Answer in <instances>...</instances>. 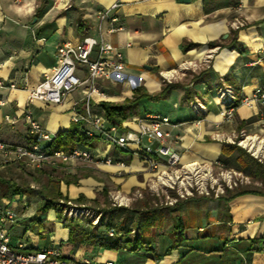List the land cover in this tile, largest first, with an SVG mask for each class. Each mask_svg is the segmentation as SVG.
Listing matches in <instances>:
<instances>
[{
  "label": "crops",
  "instance_id": "1",
  "mask_svg": "<svg viewBox=\"0 0 264 264\" xmlns=\"http://www.w3.org/2000/svg\"><path fill=\"white\" fill-rule=\"evenodd\" d=\"M115 1L120 3L114 11L118 19L112 23L116 29L105 32V38L122 52V75L127 78L115 84L101 80L100 88L107 94L103 100L120 102L140 85L156 93L163 84L159 76L165 71L173 72V83H178L177 79L187 72H193L192 77L202 72L198 80L190 81L192 94L184 99L190 104L187 111L182 110L171 119L168 113L159 111L170 120L163 126L167 133L163 138L165 145L180 153L184 162H226L233 155L237 159L239 154L237 150L223 153V144H231L230 140L240 132L264 139V129L256 124L261 108L258 103L240 104L233 118L224 120L216 96L217 89L223 86L232 87L238 97L250 96L256 88L264 90V0H0V79L17 86L0 88L4 101L0 117H15L13 122L1 119V141L27 144L22 117L26 108L52 132L77 126L70 117L74 109L81 110L83 87L69 93L61 104H50L41 100L28 102L24 85L32 86L51 71L57 61L58 44H76L84 35L94 34L96 11ZM237 21L242 25L235 27L233 23ZM104 26L108 28L110 23ZM197 102L201 108L195 105ZM92 109L99 112V102L95 100ZM150 112L156 111L135 110L123 122L128 129L135 130V119ZM152 141L153 146L160 143L158 139ZM95 155L126 161L129 166L125 173L129 175L124 184L128 189L141 186L153 175L137 155L121 154L114 146L109 152ZM98 166L115 180L123 179L116 175L115 166ZM0 169L10 174L15 186L24 181V169L42 170L18 162L2 163L1 157ZM34 184V180L29 184L31 191ZM254 184L244 188L252 191L229 190L219 197L184 199L167 208L175 213L174 226L146 225L139 229L136 243L124 242L134 238L131 233L112 238L118 244L114 248L90 243L87 237L69 239V229H64L57 217V206L44 212L36 209L35 203L41 200L39 193L0 186V206L16 214V221L7 225L12 247L22 242L29 249H56L63 257L94 263L109 260L113 264H264V251L260 250L264 246L260 241L264 235V179H257ZM68 189L74 194L85 192L82 186L69 185ZM177 218L180 227L175 226ZM79 229L93 235L105 233L82 227L75 234ZM127 244L139 247L133 249ZM171 244L176 245L172 248Z\"/></svg>",
  "mask_w": 264,
  "mask_h": 264
},
{
  "label": "built area",
  "instance_id": "2",
  "mask_svg": "<svg viewBox=\"0 0 264 264\" xmlns=\"http://www.w3.org/2000/svg\"><path fill=\"white\" fill-rule=\"evenodd\" d=\"M119 5L120 3L115 1L96 11L97 23L94 34L84 35L76 44L69 41L58 44L57 61L51 71L44 74L43 78L32 86L24 85L28 91V102L41 100L50 104H61L69 93L83 87L85 92L81 98V110L74 109L70 117L71 121L76 123L78 130L85 135L111 141L114 147L137 155L144 162L147 170L153 174L157 187L162 186L166 191H175L176 194L170 199V203L177 201L179 197L185 198L194 193L218 196L227 189L246 183L248 176L241 170L221 168L215 175L210 163H204L201 160L182 161L180 153L165 145L163 138L167 133L163 126L170 123L166 115L157 112L146 113L135 119L137 128L131 130L125 122L120 125L109 120L102 107L99 112L93 111L95 100L100 102L99 100L107 98V94L100 88L101 80H108L111 84H115L127 78L122 75L124 70L122 52L105 38V32L116 29L112 23L118 19L114 11ZM106 22L110 23L108 28L104 26ZM233 25L238 27L242 23L237 21ZM173 75V72L170 77L162 74L168 80ZM0 88L16 89L17 86L14 82L0 79ZM217 100L221 105L219 114L224 120L233 118L238 105L258 103L261 108L258 110L256 124L264 129V90L261 88H256L250 96L242 97H238L230 87L220 88ZM2 104L4 101L0 97V105ZM22 117L27 128V144L13 145L0 140L2 163L11 161L22 163L30 168H41L45 165L57 167L60 164L85 160L113 165L116 167V175L125 174L129 165L124 159L110 155L97 156L93 148L81 145H76L70 151L53 148L49 142L55 136V132L44 128L28 108L24 110ZM1 119L13 122L15 117L4 114L2 118L0 117V121ZM143 137L148 140L158 139L160 143L156 146H144L141 143ZM235 137H240L236 142L237 145L246 147L248 150L253 138L264 143L263 138L244 132H240ZM244 140L247 141V146L242 143ZM230 141L235 142L233 139ZM250 153L259 160L264 156V150L258 153L250 150ZM114 199H118L120 205L124 198L117 194ZM15 221L14 211L0 206V264H113V261L109 260L94 263L63 257L59 251L51 248L29 249L22 242L12 247L8 241L7 225ZM106 233L108 236L118 234L114 227H108Z\"/></svg>",
  "mask_w": 264,
  "mask_h": 264
},
{
  "label": "rangeland",
  "instance_id": "3",
  "mask_svg": "<svg viewBox=\"0 0 264 264\" xmlns=\"http://www.w3.org/2000/svg\"><path fill=\"white\" fill-rule=\"evenodd\" d=\"M191 74L193 75V72H187L182 75L181 79L178 78L177 82L181 87L172 88L165 98L158 100L142 99L136 104L135 110L139 112H142L143 110H162L169 114L170 119L175 117L182 110L187 111L190 104L187 99L186 102H184V99L188 97V94L191 92L190 90H192L190 81L193 77ZM159 79L162 83L176 82V79L171 78L168 80L162 76H159ZM174 102H176V105L178 104V108H174V106H176ZM195 105L199 108L202 107L200 102H197ZM239 138L240 137H233L235 142L230 143L237 145L236 142ZM141 140L142 145L152 146V140H148L146 137H143ZM237 146L242 148V151L238 152V157L243 160V164H253L254 162L264 163V156L259 160L258 158H255L246 147L240 145ZM112 147L113 143L111 141L98 139L94 146V153L101 154L105 151L109 152L112 150ZM117 150L121 152V154L127 153L119 148H117ZM6 163L10 164L14 162L9 161ZM207 163L212 165V170L215 175H217L221 168H233L241 170V172L248 176L246 183L232 188L231 190L251 187L255 185L254 183L257 179H261L254 177L250 173H246L245 169L240 168V164L235 159L234 155L227 159L226 162L213 160L212 162ZM100 164L101 163L78 160L63 165L60 164L59 166L54 167L56 169H53V167L48 165L41 167L42 170L40 171L35 170L32 172L24 169V181H21L19 185L16 186L24 191L29 190L31 193L41 194L40 202L35 203L36 209L40 208L47 196L57 193L52 196V199H54L55 207L57 206L62 212V217L66 216L67 219H74L78 228L83 227L88 231L99 229L100 232H106V226L108 223L118 224L120 222L127 228H136L137 226L141 230H143L146 225H162L163 228L174 226L175 213H170L167 208L175 206L178 202L187 198L204 196L194 193L185 198L179 197L177 201H172V203H170V199L176 194L175 191H166L162 186L157 187L153 175H150L141 186L132 185L128 189L124 184V182H128V173L118 175L119 177H123V179L115 180L110 177L108 173L101 170V167L98 166ZM249 168L250 167L248 166L247 171H249ZM92 178L94 181L91 180ZM11 180L12 178L10 174H5L0 169V186H4L9 190L14 187L16 188L15 182L12 183ZM32 180H34L36 184H34L35 190L33 189L31 191L29 184ZM65 185L67 189H64ZM69 185H71L72 188L74 186L84 187V197L77 198L80 193H70L68 189ZM61 187L63 190H61ZM226 193L225 190L223 193H220L215 197L225 195ZM117 194L124 198L122 199L123 201L120 202V205L118 204L119 200L114 199ZM145 212H147L150 217ZM101 220H103V222L99 224ZM138 221H140V223ZM72 226L73 223H70L68 227L63 226V228L69 229V227ZM162 245L164 244H160V246ZM142 249L145 250L143 247Z\"/></svg>",
  "mask_w": 264,
  "mask_h": 264
},
{
  "label": "trees",
  "instance_id": "4",
  "mask_svg": "<svg viewBox=\"0 0 264 264\" xmlns=\"http://www.w3.org/2000/svg\"><path fill=\"white\" fill-rule=\"evenodd\" d=\"M201 74H202V72H199L198 74L194 75L193 79L198 80L200 78ZM179 86H180V84L173 83V82L163 83L158 92L152 93V92H148L144 86L140 85V86H136L132 89V94L130 97H125L120 102L101 100L99 102V106L103 108L105 116L109 120L115 121L116 123L121 125L123 123V121H125L127 119V117H129L131 114L134 113L135 106L140 100H142V99H149V100L163 99L169 94V92L171 91L172 88L179 87ZM224 87H230V86H223L221 88H224ZM230 88L236 94L234 89L232 87H230ZM219 89L220 88H218L216 91V96L218 94ZM156 112H159V111H156ZM159 113L162 115H165V114H163L164 112H162V113L159 112ZM97 141H98V138L96 136H94V137L87 136L84 133L80 132L78 130L77 126L71 125L66 129L56 131L55 136L49 142V144L53 148H59L63 151H70L76 145L94 148L95 143ZM233 150H237L239 152V151H242V148L237 146L236 144H226V143L223 144V148H222L223 153L228 154V153L232 152ZM236 160L240 164V168H243L246 170V173H250L251 175H253L256 178L264 179V163L254 162L253 164H243V160H241L240 157H237ZM248 166L250 167L249 171H247ZM229 190H231V189H227L226 192H228ZM235 190H236L235 191L236 193H240L243 191H252L251 189H244V188L235 189ZM15 191H20V190L18 188H16ZM55 194H57V193H55ZM55 194H51L50 196H47L45 198L44 202L42 203V205L38 209L39 212H44V211H47V210L55 207L54 199H52L53 198L52 196ZM82 197H84V194L80 193L77 198H82ZM145 213L148 214L147 212H145ZM148 216H149V214H148ZM57 217L61 220L63 226L68 227L70 223H73V226L69 227V236H68L69 239L70 238L72 239L75 236H79L81 239L83 237H87L88 239H90V243H96V245H98L100 247H105V248H114L115 246H117L118 245L117 241L114 242L111 239L114 237L122 238L127 233H131L134 238L125 239L124 242L136 243L138 241L139 228L137 226H136V228L135 227H132V228L128 227L127 228L121 222L118 224L108 223L106 226V229L108 227H114L118 232V234L115 236H108L106 232L103 235L102 234L101 235L87 234L82 229H79L78 233L75 234V231L78 228V225L74 219H72V218L67 219L66 216L62 217V212L60 210H58V212H57ZM262 217H264V215ZM102 222H103V220H101L99 224H101ZM138 222L140 223V221H138ZM138 222H136V223H138ZM179 225H180V218H177V219H175V226L180 227ZM179 232H181V229H179ZM260 241L262 244H264V235L261 237ZM127 245H131L133 249H136L139 247V244H127ZM175 245L176 244H171L170 247L173 248ZM260 250L264 251V246H262L260 248Z\"/></svg>",
  "mask_w": 264,
  "mask_h": 264
},
{
  "label": "bare ground",
  "instance_id": "5",
  "mask_svg": "<svg viewBox=\"0 0 264 264\" xmlns=\"http://www.w3.org/2000/svg\"><path fill=\"white\" fill-rule=\"evenodd\" d=\"M171 73H172L171 71H165L164 75L170 77ZM242 143L245 144L246 146L248 145L246 140H244ZM263 144L264 143H261V141H257L256 138H253V140L251 141L250 150H252L254 153L261 152L264 150Z\"/></svg>",
  "mask_w": 264,
  "mask_h": 264
},
{
  "label": "water",
  "instance_id": "6",
  "mask_svg": "<svg viewBox=\"0 0 264 264\" xmlns=\"http://www.w3.org/2000/svg\"><path fill=\"white\" fill-rule=\"evenodd\" d=\"M181 2H189L190 0H179Z\"/></svg>",
  "mask_w": 264,
  "mask_h": 264
}]
</instances>
